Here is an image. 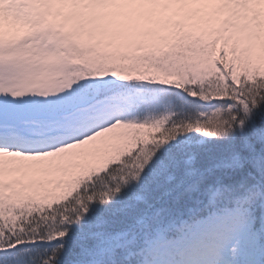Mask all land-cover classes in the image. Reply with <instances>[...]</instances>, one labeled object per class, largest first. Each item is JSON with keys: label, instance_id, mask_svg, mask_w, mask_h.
<instances>
[{"label": "snow or ice", "instance_id": "1", "mask_svg": "<svg viewBox=\"0 0 264 264\" xmlns=\"http://www.w3.org/2000/svg\"><path fill=\"white\" fill-rule=\"evenodd\" d=\"M0 264H264V0H0Z\"/></svg>", "mask_w": 264, "mask_h": 264}]
</instances>
